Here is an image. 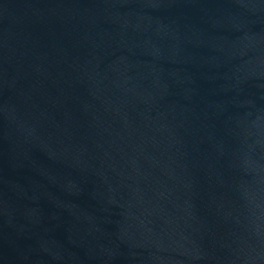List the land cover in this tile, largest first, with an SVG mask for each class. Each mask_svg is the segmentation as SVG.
Listing matches in <instances>:
<instances>
[{
  "label": "water",
  "instance_id": "water-1",
  "mask_svg": "<svg viewBox=\"0 0 264 264\" xmlns=\"http://www.w3.org/2000/svg\"><path fill=\"white\" fill-rule=\"evenodd\" d=\"M0 264H264V0H0Z\"/></svg>",
  "mask_w": 264,
  "mask_h": 264
}]
</instances>
